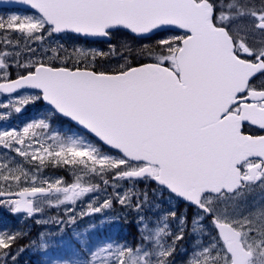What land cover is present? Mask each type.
<instances>
[{
  "label": "snow or ice",
  "instance_id": "1",
  "mask_svg": "<svg viewBox=\"0 0 264 264\" xmlns=\"http://www.w3.org/2000/svg\"><path fill=\"white\" fill-rule=\"evenodd\" d=\"M19 2L32 14L0 17V120L40 112L0 130V208L17 217L0 264H264V0ZM125 31L159 38L61 42ZM129 214L135 243L99 236ZM33 225L57 231L21 244Z\"/></svg>",
  "mask_w": 264,
  "mask_h": 264
},
{
  "label": "flooded vegetation",
  "instance_id": "2",
  "mask_svg": "<svg viewBox=\"0 0 264 264\" xmlns=\"http://www.w3.org/2000/svg\"><path fill=\"white\" fill-rule=\"evenodd\" d=\"M9 10H16V11H21L23 14H32V12L34 10H29V9H24V8H19V7H11V6H0V14H5L6 11ZM70 39H73L77 42V46L79 43H81L82 46L85 47H90V48H99V49H103V50H107L108 48V43H112V44H117L119 43L121 40H130V43L133 44L134 46L136 45H140V44H151L154 43L156 39H158V36H153L151 39H145V40H141L138 39L136 37H134L133 34H130L128 32H120V33H116L114 34L110 40L109 39H101V38H97V39H93V38H84V37H80L77 38L75 34H70L69 36ZM80 45V46H81ZM71 47V46H69ZM2 97H6L7 94H1ZM40 112V109H38L35 106L29 105L27 106L21 113L19 114H12L10 116L11 120H6L5 122H1L0 120V125H3V127H5V129H12V128H16V129H20L22 128L27 122H29L31 119L35 118L38 116ZM58 126V125H56ZM245 131H248L247 128H245ZM47 172L53 175H64V173L62 171H57L56 169L53 168H49L47 169ZM176 204V202H175ZM182 206H177V211H182ZM131 218L133 220H128L127 221H119L118 224H114L112 225V229L115 230L116 232H118L119 235L124 236L125 234H127V232L129 233L132 229L130 228V225L134 228H136V224H135V220L136 217L135 215H131ZM123 225V227H121ZM135 232L136 229L134 230Z\"/></svg>",
  "mask_w": 264,
  "mask_h": 264
},
{
  "label": "rangeland",
  "instance_id": "3",
  "mask_svg": "<svg viewBox=\"0 0 264 264\" xmlns=\"http://www.w3.org/2000/svg\"><path fill=\"white\" fill-rule=\"evenodd\" d=\"M13 14H16V15H21V16H23V15H30V14H23L21 11H16V10H9V11H6L5 12V14H0V17H3L5 20L8 18V16H10V15H13ZM122 41V40H121ZM61 42H63L66 46H71V45H73V44H76L77 45V42L75 41V40H73V39H70L69 37H62V41ZM129 43H130V40L128 41ZM81 45V43H79L78 44V46H80ZM12 71H13V74H14V72H15V66L13 65V69H12ZM0 101H3V102H5V103H7V100L4 98V97H2L1 96V94H0ZM3 110H0V112H2ZM14 114V113H13ZM6 120H11L10 119V117L9 118H7V119H5V120H1V122L3 123V122H5ZM3 129H5V127H3V125H0V130H3ZM3 150L2 149H0V152H2ZM12 155H14V153L12 154ZM44 175L45 176H57V175H53V174H50V173H48L47 172V169L45 170V172H44ZM260 195H261V193L259 192V190H257V192H255V193H253L250 197H249V199L251 200V199H254V198H259L260 197ZM166 197H167V194H165V199H166ZM169 204H173V205H175V201H167L165 204H164V207L165 208H167L168 207V205ZM6 210V209H5ZM6 212L8 213V211L6 210ZM9 214V213H8ZM50 215H55V212L53 211V212H51L50 213ZM131 215H134V214H129L128 215V217H127V219L128 220H133L132 218H131ZM15 223H16V226H17V217H15ZM122 222L124 221V220H121ZM86 222V221H85ZM31 223V222H30ZM40 229L39 230V232L40 231H42V230H51L52 232H56L57 231V228H56V226L55 225H48V226H36V225H33L32 226V231L34 230V229ZM36 234L37 233H35L34 235L36 236ZM35 236H33V237H28L27 239H25V240H22L21 242H22V244H27L28 243V239H32V238H34ZM99 236L101 237V238H103V237H105V236H110V237H112L113 239H116V240H119V241H121V242H123L124 241V238L121 236V235H119L118 234V232H116L115 230H113L112 229V226H110V227H105V229L101 232V233H99ZM70 238H71V230H68L67 232H66V234L64 235V237H63V239L65 240V241H69L70 240ZM57 239H59V237H57ZM189 243L191 244L192 243V241H191V239L190 238H185V240H184V242H183V244H184V247H189ZM29 251H31V250H29ZM26 252V251H25ZM23 254V253H22ZM50 255H52L51 253H50ZM21 256H23V255H21ZM21 256L19 257V263H20V258H21ZM41 257H42V261H43V263L45 264V261H47L48 259H49V257L48 256H43V255H41ZM181 259H182V257L181 256H177V264H180V261H181Z\"/></svg>",
  "mask_w": 264,
  "mask_h": 264
},
{
  "label": "trees",
  "instance_id": "4",
  "mask_svg": "<svg viewBox=\"0 0 264 264\" xmlns=\"http://www.w3.org/2000/svg\"><path fill=\"white\" fill-rule=\"evenodd\" d=\"M15 217V215L8 214L4 208H0V228L16 227ZM121 227H123V225ZM130 228L132 229V231L129 230L130 232H127V234L122 237L124 238V241H128L129 243H135L138 239L137 232L134 231L136 228H133L131 225ZM39 230L40 229L37 228L31 231L30 237L35 236L34 234L38 233ZM20 243L22 244V242ZM190 245L191 244L189 243V246ZM21 255L23 256H21L19 264H44L42 261L41 254L35 253L33 251H26Z\"/></svg>",
  "mask_w": 264,
  "mask_h": 264
},
{
  "label": "water",
  "instance_id": "5",
  "mask_svg": "<svg viewBox=\"0 0 264 264\" xmlns=\"http://www.w3.org/2000/svg\"><path fill=\"white\" fill-rule=\"evenodd\" d=\"M3 5L32 10L30 9V6L20 3L19 0H0V6ZM88 38H93V37H88ZM93 39H97V38H93ZM101 39H108V38H101Z\"/></svg>",
  "mask_w": 264,
  "mask_h": 264
}]
</instances>
